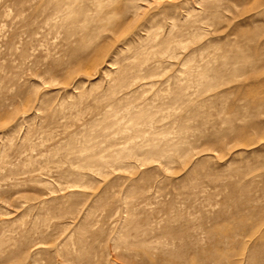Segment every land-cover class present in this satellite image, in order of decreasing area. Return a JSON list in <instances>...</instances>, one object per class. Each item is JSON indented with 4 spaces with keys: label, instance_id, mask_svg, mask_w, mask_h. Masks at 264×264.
Masks as SVG:
<instances>
[{
    "label": "rangeland",
    "instance_id": "obj_1",
    "mask_svg": "<svg viewBox=\"0 0 264 264\" xmlns=\"http://www.w3.org/2000/svg\"><path fill=\"white\" fill-rule=\"evenodd\" d=\"M0 264H264V0H0Z\"/></svg>",
    "mask_w": 264,
    "mask_h": 264
},
{
    "label": "bare ground",
    "instance_id": "obj_2",
    "mask_svg": "<svg viewBox=\"0 0 264 264\" xmlns=\"http://www.w3.org/2000/svg\"><path fill=\"white\" fill-rule=\"evenodd\" d=\"M198 2H200V1H198ZM203 3V2H202Z\"/></svg>",
    "mask_w": 264,
    "mask_h": 264
}]
</instances>
